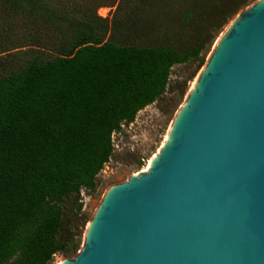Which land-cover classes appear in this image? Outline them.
<instances>
[{"label":"trees","instance_id":"obj_1","mask_svg":"<svg viewBox=\"0 0 264 264\" xmlns=\"http://www.w3.org/2000/svg\"><path fill=\"white\" fill-rule=\"evenodd\" d=\"M154 1L183 2L184 20L197 10L208 38L218 16L248 0ZM115 2L0 0V264H51L76 253L68 206L82 188L96 189L113 133L167 92L173 67L203 51L198 40L184 51L106 40L97 10ZM129 3L121 0V12ZM26 21L35 34L24 33ZM22 54L21 65L6 64Z\"/></svg>","mask_w":264,"mask_h":264},{"label":"water","instance_id":"obj_2","mask_svg":"<svg viewBox=\"0 0 264 264\" xmlns=\"http://www.w3.org/2000/svg\"><path fill=\"white\" fill-rule=\"evenodd\" d=\"M62 264H264V0L226 32L144 173Z\"/></svg>","mask_w":264,"mask_h":264},{"label":"rangeland","instance_id":"obj_3","mask_svg":"<svg viewBox=\"0 0 264 264\" xmlns=\"http://www.w3.org/2000/svg\"><path fill=\"white\" fill-rule=\"evenodd\" d=\"M256 1L248 0L237 9L234 7L235 12L218 16L217 25L211 28L208 38L205 35L203 37L205 28L202 24V15L197 10L193 12V17L184 20L186 10L183 2L163 6L161 2L154 0L145 2L130 0L129 8L121 12V0H116L114 6L97 10L98 16L107 19V23H104L108 26L105 39L114 44L139 47L164 45L171 46L176 51H184L198 40L199 43H203V51L195 63L173 67L167 92L140 111L132 124L123 126L120 132L114 135L113 157L106 164L107 169H103L105 173L96 178V189L88 190L91 198L89 205L84 209L77 200L76 204L68 206L66 229L79 241V249L71 257L54 256L51 264L71 260L81 252L87 227L105 193L110 188L127 182L132 176H138L152 157L158 155L171 124L184 106L193 82L206 67L217 42L233 21L242 17ZM102 2L110 3L111 0ZM83 6L85 7L84 4ZM118 6L120 8L117 9ZM29 22H25L24 33L33 35L37 28L34 23ZM45 37L47 35L40 39L41 42L46 43ZM25 49L27 48L22 47L17 51ZM49 52L48 49H44L45 54H50ZM25 58L23 54L18 55L8 60L6 64L10 67L21 65Z\"/></svg>","mask_w":264,"mask_h":264},{"label":"bare ground","instance_id":"obj_4","mask_svg":"<svg viewBox=\"0 0 264 264\" xmlns=\"http://www.w3.org/2000/svg\"><path fill=\"white\" fill-rule=\"evenodd\" d=\"M259 1H263V0H259ZM234 23H235V20H234L233 23L229 26V28L226 30V32L230 29L231 26H233ZM226 32L221 36V38H220L219 41L217 42L216 46L214 47V49H213V53H212V55H210L211 57L209 58V61H208L207 65L209 64V62H210L212 56L214 55L215 51H216L217 48L219 47V45H220V43H221V40H222L223 37L225 36ZM207 65H206V67H207ZM206 67L201 71L199 77L195 80V82H193L192 87H191V89H190V91H189V93H188V96H187V98H186V102L184 103V106H182V108L179 110V112H178L176 118L174 119L173 123L171 124L170 129H169V131L167 132V135L165 136L164 141H163L161 147H160L159 150H158V155H159V153L161 152V150L163 149V147L165 146V144L167 143V141L169 140V138L171 137V134H172V132H173V130H174L175 124H176V122H177L179 116L181 115V113H182V111H183V109H184L186 103L188 102V100H189L191 94L193 93V91H194L196 85L198 84V82H199L201 76L203 75V73H204ZM158 155L153 156L152 159L148 162L147 166L144 167L140 173H144L145 170H146V169L152 164V162L157 158ZM111 190H113V188H110L107 192H109V191H111ZM107 192L105 193V195L107 194ZM105 195H104V197H105ZM104 197H103V199H104ZM96 212H97V210H96ZM96 212H95V214H96ZM92 223H93V222H92V220H91V222L89 223V225H88V227H87V230H86L85 240H86V237H87V235H88V233H89V230H90V228H91ZM63 262H66V261H62L60 264H62Z\"/></svg>","mask_w":264,"mask_h":264},{"label":"built area","instance_id":"obj_5","mask_svg":"<svg viewBox=\"0 0 264 264\" xmlns=\"http://www.w3.org/2000/svg\"><path fill=\"white\" fill-rule=\"evenodd\" d=\"M124 125H122L121 127H123ZM114 135H115V133H113V135H112V137H114ZM115 149V148H114ZM104 168H106L107 169V166H106V164L104 165ZM103 168V169H104ZM101 170L100 171V173L98 174V176L101 174V173H105V171L104 170ZM97 176V177H98ZM79 202L83 205V207H84V209H86V207L89 205V202H90V196H89V194H88V190H86V189H81L80 190V193H79Z\"/></svg>","mask_w":264,"mask_h":264}]
</instances>
